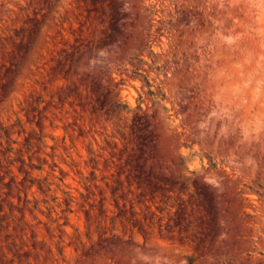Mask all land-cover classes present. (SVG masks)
Returning <instances> with one entry per match:
<instances>
[{
	"label": "rangeland",
	"instance_id": "374dc122",
	"mask_svg": "<svg viewBox=\"0 0 264 264\" xmlns=\"http://www.w3.org/2000/svg\"><path fill=\"white\" fill-rule=\"evenodd\" d=\"M0 264H264V0H0Z\"/></svg>",
	"mask_w": 264,
	"mask_h": 264
}]
</instances>
